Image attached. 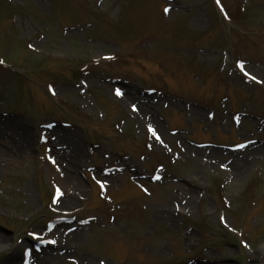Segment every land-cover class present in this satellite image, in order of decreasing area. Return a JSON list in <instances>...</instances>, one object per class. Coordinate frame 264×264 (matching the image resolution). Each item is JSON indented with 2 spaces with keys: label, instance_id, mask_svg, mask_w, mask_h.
Returning <instances> with one entry per match:
<instances>
[{
  "label": "rangeland",
  "instance_id": "rangeland-1",
  "mask_svg": "<svg viewBox=\"0 0 264 264\" xmlns=\"http://www.w3.org/2000/svg\"><path fill=\"white\" fill-rule=\"evenodd\" d=\"M0 58V264H261L264 0H0Z\"/></svg>",
  "mask_w": 264,
  "mask_h": 264
},
{
  "label": "bare ground",
  "instance_id": "bare-ground-1",
  "mask_svg": "<svg viewBox=\"0 0 264 264\" xmlns=\"http://www.w3.org/2000/svg\"><path fill=\"white\" fill-rule=\"evenodd\" d=\"M125 93H126V95H125V97L123 98V100H125V99L129 98L130 96L134 95V94H130V93H128L127 91H126ZM134 100H137V97H135ZM138 100H139L140 103H144L143 100H140V99H138ZM123 103L125 104L126 102L123 101ZM147 104H150V103L145 102L144 106L147 105ZM147 108H149V107H147ZM152 121H154V120H152ZM155 124H156V123H155ZM156 125H157V124H156ZM249 148H250V147H249ZM236 179H238V176H237ZM187 203H188V201L185 202V205H187ZM2 248H3V247L0 246V249H2ZM259 251H264V246H262V247L259 249ZM31 257H33V258H34V257L37 258L36 255H31ZM45 258H46V257H45ZM34 260H35V259H34ZM44 261H45V260H44ZM33 262H34V261H33ZM33 262H32L31 264H33ZM34 264H44V263H43V261H38V262H36V263H34Z\"/></svg>",
  "mask_w": 264,
  "mask_h": 264
},
{
  "label": "snow or ice",
  "instance_id": "snow-or-ice-1",
  "mask_svg": "<svg viewBox=\"0 0 264 264\" xmlns=\"http://www.w3.org/2000/svg\"><path fill=\"white\" fill-rule=\"evenodd\" d=\"M168 11H169V9L166 8V9H165V12H168ZM118 94H119V93H118ZM149 130L151 131V129H149Z\"/></svg>",
  "mask_w": 264,
  "mask_h": 264
}]
</instances>
